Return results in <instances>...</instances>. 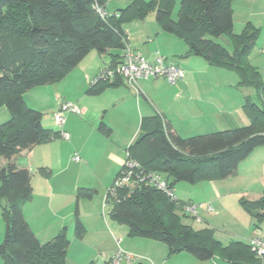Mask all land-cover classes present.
Listing matches in <instances>:
<instances>
[{
    "label": "trees",
    "instance_id": "trees-1",
    "mask_svg": "<svg viewBox=\"0 0 264 264\" xmlns=\"http://www.w3.org/2000/svg\"><path fill=\"white\" fill-rule=\"evenodd\" d=\"M108 1L0 0V107L9 116L0 124L2 264H66L69 245L65 228L40 244L23 215V207L33 197L30 173L18 168L13 159L60 138V132L44 128L41 112L26 106L24 93L60 82L93 51L100 56L123 51L128 39L124 25L144 21L150 11L162 32L186 44L185 57L201 58L211 67L234 72L237 87L254 89L263 104L244 96L242 111L249 120L247 125L190 138L175 134L159 114L143 118L139 136L127 149L128 157L141 170L161 175L174 189L180 182L195 185L235 177L239 163L264 147V82L249 60L260 31L247 23L241 33L232 32L233 0H181L176 20L171 17L174 0H134L124 9L106 14ZM97 8L104 13L102 17ZM222 37L231 42V52L218 43ZM110 56L111 67H115L119 55ZM123 83L120 78L92 83L88 93L96 95L105 86ZM98 130L110 134L104 123ZM95 193L77 189L76 204L91 200ZM108 204L111 221L125 226L129 237L161 243L168 256L187 254L201 263L217 258L228 264H264L256 260L248 245L235 242L222 246L212 230L195 231L186 225L183 218L201 220L182 214L180 205L185 202L178 197L177 203H172L151 186L118 188ZM241 206L256 222L264 221V197L258 202L242 200ZM74 219V235L82 239L85 230L77 205Z\"/></svg>",
    "mask_w": 264,
    "mask_h": 264
},
{
    "label": "crops",
    "instance_id": "crops-1",
    "mask_svg": "<svg viewBox=\"0 0 264 264\" xmlns=\"http://www.w3.org/2000/svg\"><path fill=\"white\" fill-rule=\"evenodd\" d=\"M239 1H241V7L248 0H233V11ZM139 22L143 23V21ZM153 25L152 30L142 32L140 29L134 36L128 35L129 32L124 28L128 37L127 44L134 52L141 54L150 61L160 55L165 57L167 62L176 64L185 71L184 80L174 86L175 92L173 90L169 92L171 93V101H169V97L167 99V96H163L160 91L158 94L155 93L153 88L158 85L161 86L163 80L139 81V95L125 83L115 87L105 86L96 95L88 93L98 71L101 68L112 66L110 54L119 55L114 64L117 65L121 61L123 51H111L103 56L98 55L96 52V54L91 52L60 82L34 88L33 91H37L35 93H38V95H43L45 92L49 93L50 114L63 103H72L82 111L81 115L66 114L67 117H65V122L62 126L50 125L42 119L44 128L54 132L63 131L67 133L69 139L66 142L61 141L59 138L47 144L34 146L21 152L13 159L18 168L26 169L30 173L33 197L23 207V215L40 244L52 240L63 228L66 229L69 236L71 234L75 236L74 218L76 205L78 218L85 230L86 223L81 220L79 212L81 200L77 204L75 200L76 190L84 188L92 189L96 193L97 191L94 188L83 187L85 184L82 183L83 181L80 178L81 171L85 166L89 168L91 151L88 149L93 150L94 148L90 146H86L87 148L81 147L80 142L83 141L85 136H89L93 142V138L101 141L100 135L108 140L112 139L114 129L113 126H110L111 118L109 116V118H106V114L112 113V117L115 115L119 117L122 126V132L117 137L119 141L114 143L109 150L105 149L103 152V154L107 155V160L111 163L110 169H112L111 177L107 184H112L121 170L127 149L140 134V125L143 118L151 117L155 114L161 115L171 125L172 131L180 137L185 135L183 132L190 130H196V133L193 134L200 135L231 130L242 127L241 124L248 121L242 111L243 95L236 89L233 90L231 85H225L222 82L226 74L224 72H212L211 89H203L199 84L197 86L195 79L199 73L195 71V66L201 64L194 62L195 60L190 62V59H195V57H185L188 51L186 44L174 36L162 32L156 22ZM220 71L226 70L220 69ZM165 88L167 89V86ZM153 97L157 99L154 100ZM23 99L27 104L26 95H23ZM93 99H98L94 104L95 106L88 104ZM171 102L175 104L173 108L167 106ZM29 107L34 108L32 106ZM36 111L42 113L39 109H36ZM5 119L6 121L9 119L8 114H6ZM172 120H176V122ZM100 123H104L110 130L109 135H105L98 130ZM195 136L199 135L182 138ZM75 157H78L79 160L75 161ZM81 162L82 165H77ZM72 167H75L76 170H71ZM253 172L260 174L256 179L264 182V147L256 148L247 159L239 163L235 177L252 175ZM212 185L214 186L215 184L213 183ZM213 188L216 189L215 186ZM173 190L179 199L180 195L177 193L175 186ZM186 202L191 201L188 200ZM192 221L195 222L194 220ZM199 223L201 224V221ZM260 223L259 225H253L247 239L234 238L232 243L239 242L248 245L255 226L262 230L263 227L261 225L264 224V221ZM185 224L192 226L190 223ZM206 228L212 229L214 233L215 229L213 227ZM114 233H111V236H115ZM127 233L128 230L125 227V234L116 239L117 245L115 246H113L115 237L113 240L110 238L111 248L103 256L101 261L103 264L118 249H122L135 257L132 264H169L171 259H175L173 264H196L195 260H193L194 258L192 259L189 255L186 256L187 254L168 256V250L165 245L150 240L132 238ZM213 237L222 244L214 234ZM3 238L4 221L0 214V244ZM222 246L227 245L222 244ZM85 260L83 256L77 261L78 263L73 264H85ZM88 262L87 264H94L92 261ZM202 263L228 264L217 258ZM0 264H2L1 258Z\"/></svg>",
    "mask_w": 264,
    "mask_h": 264
},
{
    "label": "rangeland",
    "instance_id": "rangeland-1",
    "mask_svg": "<svg viewBox=\"0 0 264 264\" xmlns=\"http://www.w3.org/2000/svg\"><path fill=\"white\" fill-rule=\"evenodd\" d=\"M133 1L134 0H109L106 5L105 13L112 14L119 9H124ZM144 1L148 2L150 0ZM180 2L181 0H174L171 15L173 20L177 19ZM240 3L241 1L236 4L232 13V32L234 34L241 33L248 22L260 31L259 38L249 53V60L251 65L261 74L262 81L264 82V58L260 54L261 49L264 47V0H248L244 6L242 5L241 7ZM153 24H155V14L153 11H150L143 23H140L139 21H131L126 23L124 28H126L127 32H129L128 35L134 36L140 29L142 32L152 30V27L154 26ZM218 43L225 47L229 52L232 51L231 42L228 38L222 37L218 40ZM92 53L96 54L94 51ZM192 60L201 64L195 66V71L199 73L195 79L197 86L199 84V86L203 89H211L212 72H224L226 75H224L225 79H222V82L225 85H231V88L233 90L236 89L243 95V97L249 96L251 101L259 106H262L263 98L257 91L251 88L237 87L238 77L234 74V72L220 71V69L217 68L215 69L214 67L207 65V63L201 58H191L190 62ZM162 82L161 86L158 85L157 87H153L155 89V93L158 94L160 91L163 96H167V99L169 97V101H171V93L169 92L171 90L175 92V84H168L165 81ZM165 86H167V89ZM33 90L34 89L24 93L27 100V104L25 103L26 106L34 107H29L30 109L41 110L44 122L49 123L50 125L55 124L53 114L58 111L59 107L50 114L49 93L45 92L43 95H38V93H35L37 91ZM147 93L149 92L147 91ZM153 99L156 100L157 98L153 97ZM96 100L98 101V99H93V101H89L91 103L88 104L95 106L94 104ZM174 105L175 104L172 102L167 104V106H171L172 108ZM6 114L5 108L0 107V124L5 123ZM108 116L111 118L110 126H113L114 129L112 134L114 136L112 139L110 138L108 140L106 137L100 135L101 141L93 138V142L89 136H85L83 141L80 142L81 147L87 148L86 146H90L94 148L93 150L88 149L91 151L89 160L90 166L89 168H86V166L83 168L80 178L81 181H83L82 183L85 184L83 187L94 188L97 193L94 195L92 200L82 199L79 204L80 218L86 223L85 233L83 239H78L72 234L71 236L67 234L69 245L66 263L68 264L78 263L77 261L83 256L86 259L85 264L89 263L88 261H92L94 264H103L101 262L103 256L107 253L106 251L111 248L110 238L113 240L115 237V243H113V246H115L117 245L116 239L125 234V227L116 225V223L110 221L109 211L111 205H106L105 203L107 191L111 186V183H107L111 177L110 175L112 169H110L111 163L107 160V155L103 154V152L105 149L109 150L114 143L119 141L117 137H119L122 132L119 117L116 115L112 117V113L106 114V118ZM65 117H67V115ZM171 119L173 118L171 117ZM172 121L176 122V120ZM248 123L249 120L244 124H241V126H245ZM195 131L196 130L183 132L185 135L182 137L200 135L193 134L196 133ZM60 140L63 142L67 141L61 138ZM125 160L126 156L124 161ZM80 164L82 165V162L77 165ZM74 169L76 170L75 167H72L71 170ZM253 173L252 175L231 177L225 181L198 182L195 185L182 182L177 183L175 187L177 193L180 195V201L187 203L186 201L190 200L191 203L197 207V215L199 220H201L200 224L198 222H193L192 220L194 219L186 217L183 218V222L192 224L191 227L195 231L208 229L206 227H213L215 229L213 234L217 239H219V241L222 242L223 245H229L234 242V238L241 240L247 239L253 225H259V223L255 220L253 221V219L245 212L241 206V201L245 200L248 202H258L264 197V182L256 179L260 174H257L256 172L254 174ZM213 183L215 184L214 186L216 189L213 188ZM261 227H263L262 230L264 231V224L261 225ZM111 233H114L115 236H111ZM173 260L175 259H171L169 264H173ZM195 262L196 264H203L200 262L198 263L196 260Z\"/></svg>",
    "mask_w": 264,
    "mask_h": 264
},
{
    "label": "built area",
    "instance_id": "built-area-1",
    "mask_svg": "<svg viewBox=\"0 0 264 264\" xmlns=\"http://www.w3.org/2000/svg\"><path fill=\"white\" fill-rule=\"evenodd\" d=\"M97 12L101 17L104 15L101 9L97 8ZM260 54L264 58V47L261 49ZM115 78L123 80L129 88L139 95V81L163 80L168 84H176L184 80L185 71L176 64L167 62L166 58L160 55H157L153 61H150L141 54L134 52L126 43L120 63L115 67L101 68L96 74L93 83H108L112 82ZM68 113L81 115L82 111L74 104L63 103L59 106L58 111L53 114L54 123L57 126H62L65 122V115ZM60 138L68 140L69 136L62 131L60 132ZM74 160L78 161L79 158L75 157ZM142 186H151L164 194L170 202L177 203V197L165 178L157 173L141 170L139 164L130 159L128 155H126V160L121 167L118 177L107 191L105 203L112 202L116 197L118 188L129 187L130 189H138ZM180 208L182 214L189 215L199 221L195 205L185 203L182 206L180 205ZM248 246L256 260L264 263L263 230L254 229ZM134 258L132 254L118 249L108 258L105 264H132Z\"/></svg>",
    "mask_w": 264,
    "mask_h": 264
},
{
    "label": "bare ground",
    "instance_id": "bare-ground-1",
    "mask_svg": "<svg viewBox=\"0 0 264 264\" xmlns=\"http://www.w3.org/2000/svg\"><path fill=\"white\" fill-rule=\"evenodd\" d=\"M126 45V44H125ZM129 45V44H128ZM178 66V65H177Z\"/></svg>",
    "mask_w": 264,
    "mask_h": 264
}]
</instances>
